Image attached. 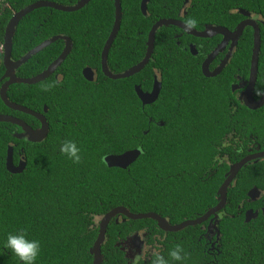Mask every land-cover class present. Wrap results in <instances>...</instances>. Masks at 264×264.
I'll list each match as a JSON object with an SVG mask.
<instances>
[{"label":"trees","instance_id":"1","mask_svg":"<svg viewBox=\"0 0 264 264\" xmlns=\"http://www.w3.org/2000/svg\"><path fill=\"white\" fill-rule=\"evenodd\" d=\"M36 1L0 0V78L5 70V27L13 13ZM45 1L68 6L78 0ZM120 2L121 25L108 54L114 74L142 60L148 33L159 19H179L185 24L195 19L194 28L209 24L232 29L243 19L238 11H245L264 21V0H190L187 6L184 0H150L146 17L140 11L142 0ZM113 21L112 0H91L76 12L36 9L18 22L12 38L13 61L54 36L68 37L72 50L46 80L15 83L7 89L9 101L45 116L49 132L41 142L18 140L13 135L20 128L0 123V264H21L3 247L9 233L25 232L29 239L40 241L37 264H92L89 251L98 234L96 220L113 208L156 213L176 225L202 216L217 204L221 180L217 182L210 172L212 79L201 76L191 59L184 58L176 45L182 38L175 39L179 30L173 26L157 30L150 61L139 73L119 80L105 77L100 57ZM260 30L264 50V24ZM241 38L249 55L251 29L246 28ZM63 47V41H55L15 75H38ZM85 67L95 70V81L82 76ZM154 71L160 74V94L153 104L142 106L134 86L149 91ZM55 75H60L58 81ZM0 114L21 118L33 128L39 126L37 120L10 110L1 100ZM65 140L80 147L79 164L60 152ZM8 146L13 148L14 165L23 156L26 165L21 173L6 170ZM139 146L143 154L126 169L109 168L102 161L105 155ZM248 170L238 175L227 192L225 215L217 225L218 240L206 234L207 222L169 233L150 219L122 221L119 217L115 223L116 217L101 246L102 264H151L154 254L168 258L176 245L183 248L182 264H264V215L260 212L248 223L244 221L245 210L257 207L245 203L246 193L258 185L260 177L258 166ZM137 232L144 234L147 252L144 259L131 260L124 243Z\"/></svg>","mask_w":264,"mask_h":264},{"label":"water","instance_id":"2","mask_svg":"<svg viewBox=\"0 0 264 264\" xmlns=\"http://www.w3.org/2000/svg\"><path fill=\"white\" fill-rule=\"evenodd\" d=\"M91 0H78L73 5H61L55 2L51 1H45V0H38L23 9L15 12L12 14L11 18L9 19L5 31H4V38H3V44H2V62L4 66V74L0 78V82H2L0 86V100L2 103L9 108L12 111L26 114L28 116H31L35 120H37L40 124V126L37 129H32L27 123L20 118L11 116V115H3L0 114V123H9L12 125H15L16 127L21 129V133H16L13 136L18 140H25L30 142H41L43 141L48 132H49V124L46 121L45 116L42 113L34 112L24 106H21L19 104L13 103L8 100L7 97V89L12 84H25V85H31L36 84L41 81L46 80L50 76H52L57 68L64 62L66 57L70 54L72 50V41L65 36H54L50 39H47L43 42H41L39 45L35 46L33 49L29 50L24 56L19 58L18 60L13 61L11 59V50H12V38L15 32V29L18 25V22L26 16L28 13L40 9V8H50L61 12H76L80 9H82L85 5H87ZM113 6H114V21L112 28L109 32V35L104 43V46L102 48L101 52V71L103 75L111 80H119V79H125L134 76L135 74L139 73L150 61V58L152 56L153 50H154V43H155V34L157 30L161 27H176L183 32L197 37V38H212L216 35L222 36L223 40L226 39H234L237 40L243 30L246 27H251L253 29V47H252V57H251V76H250V83L251 87H253L256 72H257V59H258V53H259V47H260V29L255 21V18L253 19H245L237 24L235 29L233 31H229L227 28L223 26H213V25H205L204 30L199 32L196 31L194 28L191 30H188L186 28V24L182 22L179 19H159L157 22L153 24L151 27L147 40H146V51L145 54L140 62L135 64L134 66L128 68L127 70L121 72V73H113L108 68V54L110 51V48L112 46V43L114 42V39L120 29L121 25V19H122V12H121V2L120 0H112ZM150 0H142L140 4V11L144 17L147 15V4ZM190 0H184V6L188 5ZM239 14L244 16H249V12L245 11H239ZM57 40H61L64 43V47L62 49V52L60 55L51 63L49 64L41 73L38 75L31 77V78H18L15 75V71L25 64L32 56L36 55L40 51H42L44 48L50 46L52 43H54ZM217 48L213 53H211L208 58L206 59L204 65H203V73L207 77H213L219 73L221 70L223 64L216 69L213 72H209L207 70L208 63L214 58L215 54L218 52ZM83 77L88 80L92 81V75L93 72L91 68L85 67L82 70ZM161 81L157 79V77L154 78V82L152 85V89L150 91H143L139 85L134 86L135 93L140 100L142 106L153 104L161 91ZM251 93V92H250ZM248 107L250 109H258L261 106L264 105V97H262L260 100L255 101L251 95L249 99L246 101ZM47 112V107H43V113ZM157 126H163L162 122H157ZM147 132H144L146 134ZM143 154V149L139 146L135 149L125 151L121 154H109L105 155L102 158L103 163L109 167V168H120V169H126L129 167L132 163L136 161V159ZM264 156V154L261 155H253L249 156L242 161H240L238 164H236L234 167L231 168L229 174L226 176V179L224 183L221 185V187L218 189L217 195V204L209 209L205 214L202 216L193 219V220H186L176 225H171L169 222L159 216L156 213H131L128 209L119 206L116 208H113L109 212H107L104 216L101 217L99 224H98V234L96 237L95 242L93 243L90 254L93 257L92 264H102V254H101V246L104 243L106 231L109 223L112 219H115V223L119 222V217H123L122 221L126 220H143V219H150L157 223V226L164 232L169 233H176L184 230L187 227H193L200 225L204 222H206L210 217L211 218L207 224V230L206 234L216 237V240L219 239V230L217 229V225L219 224L220 220L222 219V215L219 214L223 210L226 204V196H227V189L229 185L231 184L232 180L235 178L238 171L241 169V167L248 161ZM25 162L20 160L17 165H14L13 163V148L11 146H8L7 154H6V160H5V167L6 170L11 174H17L21 173L25 168ZM257 195V190L254 187L249 193L248 198L249 199H255ZM261 213L264 215V209H262ZM258 215L257 211L248 210L245 213L244 221L248 223L249 221L255 219ZM130 245L132 250L134 251L135 257H137L136 260L140 259L143 252L144 247V241L142 237L135 233L131 236H129L124 246Z\"/></svg>","mask_w":264,"mask_h":264},{"label":"flooded vegetation","instance_id":"3","mask_svg":"<svg viewBox=\"0 0 264 264\" xmlns=\"http://www.w3.org/2000/svg\"><path fill=\"white\" fill-rule=\"evenodd\" d=\"M183 14H185V11H182V15ZM245 18L253 19L255 17L253 14H250L249 16L243 17L242 20H244ZM255 21L260 29V26L263 25L261 20H259L257 17L255 18ZM205 25L209 24H203L199 29L194 27L193 28L196 31L201 32L204 30ZM235 27H233L232 29H227L229 31H233ZM246 28H250L252 31V42L249 55H247V50L244 46L246 41L241 38ZM246 28L243 30L241 36L237 40L226 39L224 41L222 36L219 35H216L212 38H197L183 32L180 29H178V33L174 36L175 39L182 38L181 41H176V45L180 46V49L184 53L185 59H191L190 61L195 67H197V73L200 72L201 76L206 79H212V81L209 82L210 90L212 93V118L210 121L213 138V165L210 172L215 176V180L217 182L221 180L218 189L224 183L226 176L229 174L232 167L249 156H259L261 154H264V105L258 109H250L246 103L250 95L255 101H258L262 98H257L254 89L255 87L264 86V50H262V41L260 37V47L257 59V72L253 87H251L250 76L253 47V29L251 27ZM192 37L195 38V40H193ZM217 48H219L218 52L208 63L207 70L211 73L218 69L222 64L223 66L217 75L213 77H207L203 73V65L208 56ZM109 70L112 72L110 68ZM92 72V81H95L97 75L95 70H92ZM152 77V85L155 77H157V79L161 81L160 74L155 71ZM54 78L58 81L60 75H55ZM152 85L150 90L152 89ZM202 86H204V84ZM29 126L32 129H37L40 124L36 128H33L31 125ZM16 131L21 132V130ZM20 160L23 161V156H18L16 165ZM254 166H258V168L260 169V177L257 179L258 185H253L246 193L247 199L245 203H255L257 207L255 209L245 210L244 216L246 211L248 210H252L254 212L257 211L259 214L262 209H264V156L254 158L246 162L238 171L227 189L228 192V190L235 185L240 173H248V168H254ZM254 187L257 190V195L255 199L251 200L248 198V193ZM224 208L221 213H219L222 215V218L225 215ZM211 218H213V216L210 217L206 222L208 223ZM137 233L142 237L144 241V247L146 248L144 234L141 232ZM144 247L142 255L144 254ZM145 255L141 256V258L144 259Z\"/></svg>","mask_w":264,"mask_h":264},{"label":"clouds","instance_id":"4","mask_svg":"<svg viewBox=\"0 0 264 264\" xmlns=\"http://www.w3.org/2000/svg\"><path fill=\"white\" fill-rule=\"evenodd\" d=\"M195 19H189L186 22V28L191 30L196 26ZM44 91H48L45 88ZM255 95L257 98L264 97V86L255 87ZM60 152L68 157L73 163L79 164L81 161V149L73 140H65L60 145ZM3 247L10 250L21 264H37L41 255V243L37 239H29L25 232L9 233L3 241ZM135 257L133 260H136ZM183 248L176 245L168 253V258L156 253L153 255L151 264H182Z\"/></svg>","mask_w":264,"mask_h":264},{"label":"rangeland","instance_id":"5","mask_svg":"<svg viewBox=\"0 0 264 264\" xmlns=\"http://www.w3.org/2000/svg\"><path fill=\"white\" fill-rule=\"evenodd\" d=\"M183 11H185V10H183ZM238 13H239V11H238ZM241 16L245 17L244 15H241ZM254 17L257 18L258 16L254 15ZM245 19H247V18H245ZM250 19H252V18H250ZM258 19L261 20L262 24H264V21L262 19H260L259 17H258ZM99 221H100V219H97L96 220V224H98ZM125 250L127 252V255H128L129 259L133 260L135 258V254H134V251L132 250L131 246L126 244ZM146 252H147V248L144 249V254L142 256H144L146 254Z\"/></svg>","mask_w":264,"mask_h":264}]
</instances>
